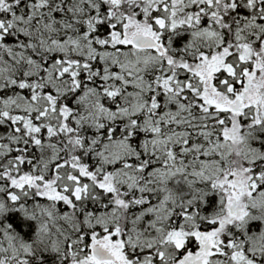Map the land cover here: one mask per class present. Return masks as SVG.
I'll use <instances>...</instances> for the list:
<instances>
[{
    "label": "snow or ice",
    "instance_id": "snow-or-ice-1",
    "mask_svg": "<svg viewBox=\"0 0 264 264\" xmlns=\"http://www.w3.org/2000/svg\"><path fill=\"white\" fill-rule=\"evenodd\" d=\"M0 264H264V0H0Z\"/></svg>",
    "mask_w": 264,
    "mask_h": 264
}]
</instances>
